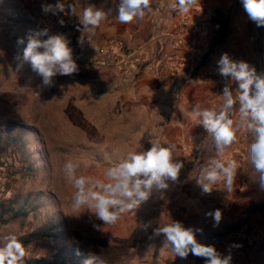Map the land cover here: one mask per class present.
<instances>
[{"label":"rangeland","instance_id":"rangeland-1","mask_svg":"<svg viewBox=\"0 0 264 264\" xmlns=\"http://www.w3.org/2000/svg\"><path fill=\"white\" fill-rule=\"evenodd\" d=\"M57 2L0 0V133L2 138L21 133L37 137L24 152L14 147L0 151V204L17 200L27 212L14 220L0 208V240L9 233L20 239L61 219L63 225L25 246L23 262L77 250L84 260L95 253L107 264H205L192 254L186 259L174 256L164 246L163 236L152 238L158 220H176L198 229L200 243L230 254L231 264H264V231L253 219L261 207L245 206L233 186L229 191L218 183L204 193L197 185L195 177L208 161L203 159V140L184 143L171 122L172 111L168 106L159 109L157 94L138 82L144 73L152 79L159 71L125 77L120 68L123 55L137 47L127 45L120 35L105 36V23L99 30L83 32L67 9L58 14L42 11V5ZM75 2L78 10L85 7L82 0ZM104 3L88 0L86 7ZM43 28L66 36L78 65L76 73L55 77V85L47 89L37 87L41 80L30 63L17 71L16 59L27 43L18 41L29 30ZM117 43L124 45V51ZM167 98L161 95L160 101ZM157 139L175 145L174 159L184 164L176 182L169 181L165 191L154 190L139 208L114 224L104 225L88 210L73 214L74 189L63 173L67 161L78 163V175L104 179L107 167L129 151L148 150L150 140ZM217 209L221 220L215 225L207 213ZM149 222L152 226L145 228Z\"/></svg>","mask_w":264,"mask_h":264},{"label":"clouds","instance_id":"clouds-1","mask_svg":"<svg viewBox=\"0 0 264 264\" xmlns=\"http://www.w3.org/2000/svg\"><path fill=\"white\" fill-rule=\"evenodd\" d=\"M199 0H175L173 10L181 14L189 12ZM244 12L257 26H264V0H240ZM79 20L80 30L94 31L112 17L119 23H131L143 19L152 11L151 0H117L115 9L104 5L89 4L78 10L76 2L66 4L58 0L55 5H42L47 14L65 13ZM63 24V20L60 21ZM22 57H17V71L24 63L31 68L41 83V89L55 85L57 76L72 75L78 71L73 58L70 41L63 34H50L48 28L29 30L18 43L24 44ZM217 72L224 78L222 103L219 108H202L195 105L191 109L192 119L202 126L209 141V151L214 155L199 169L195 177L197 185L204 193H210L214 185L223 183L227 190L234 184L238 163L224 160L226 150L237 142V135L243 129L250 137L246 148L247 163L252 169L253 183L264 190V72L243 60H234L223 53L217 61ZM235 84V90L232 85ZM38 94V93H37ZM146 151H129L121 159L107 167L104 179H93L78 175V163L69 160L63 165V173L74 189L70 207L74 215L88 210L104 225L116 223L126 213L136 210L146 202L153 191H165L169 181L176 182L184 164L174 159L175 145L162 144L160 140H150ZM199 149V145L197 146ZM83 210V211H82ZM218 225L221 220L219 209L207 213ZM214 225V226H215ZM152 222L144 225L151 227ZM198 229L185 227L180 221L168 223L157 221L152 238L163 236L164 246L174 256L186 259L189 254L204 259L205 264H231V255H222L212 245L200 243L196 238ZM79 255V252H77ZM27 251L14 233L0 240V264H22ZM83 264H107L95 253H89Z\"/></svg>","mask_w":264,"mask_h":264},{"label":"crops","instance_id":"crops-1","mask_svg":"<svg viewBox=\"0 0 264 264\" xmlns=\"http://www.w3.org/2000/svg\"><path fill=\"white\" fill-rule=\"evenodd\" d=\"M82 1L83 4H88V0ZM116 2L117 0H107V6L115 8ZM156 2L157 0H151L152 11L143 19L119 23L114 19L113 11L112 17L102 22L97 29H101V25L105 23L102 29L105 36L120 35L129 46L149 47L151 57L159 62V72L152 79L144 73L138 82L143 81L146 89L157 94L159 109L168 106L172 111L171 122L180 130L179 135L181 139L183 136L184 143L198 144L203 140V159L208 160L214 153L208 150L207 134L192 119L191 109L197 104L202 108H219L221 105L222 98L219 95L222 94L225 80L217 82L211 71L217 68V61L223 53L235 55L239 60L254 66L258 72H264V26H257L248 18L240 0H199L187 13L196 17L197 10L204 8L215 21L222 24L223 29L217 36L205 38L196 50L184 48L178 53L180 60L177 63L171 59L175 51H171L166 43L167 36L176 32L174 22L167 13L163 18L162 29L158 31L154 27L153 11ZM79 27L81 28L80 25ZM118 27L120 30H115ZM164 53L170 58L164 59ZM149 80L152 82L145 83ZM235 87L233 84V90ZM161 95H166L167 101H160ZM249 141V135L242 129L237 135V142L226 150L222 159L237 161L238 170L233 189L245 206L261 207L253 219L255 225L264 231V190H260L251 178L253 172L246 158Z\"/></svg>","mask_w":264,"mask_h":264},{"label":"built area","instance_id":"built-area-1","mask_svg":"<svg viewBox=\"0 0 264 264\" xmlns=\"http://www.w3.org/2000/svg\"><path fill=\"white\" fill-rule=\"evenodd\" d=\"M175 0H157L154 7V27L160 31L163 25V18L165 14H170L174 22L176 32L167 36V47L171 51H175L171 55V59L178 63L180 60L178 53L184 48L189 47L191 50H196L205 38H212L217 36L223 26L220 22L215 21L209 12L204 8L197 10L196 17L190 16L188 13L181 14L177 10H173L171 5ZM117 47L124 51V45L117 43ZM164 59L170 58L169 55L164 53ZM234 60H239L235 55H230ZM174 62V63H175ZM122 74L125 77H136L147 70L151 74L159 71V62L151 57L149 47H137L128 49L123 55V61L120 65ZM211 75L217 82L224 81L217 68L211 71Z\"/></svg>","mask_w":264,"mask_h":264},{"label":"trees","instance_id":"trees-1","mask_svg":"<svg viewBox=\"0 0 264 264\" xmlns=\"http://www.w3.org/2000/svg\"><path fill=\"white\" fill-rule=\"evenodd\" d=\"M36 140L37 137L35 134L28 135L26 133H21L15 137L6 136L5 138H2L0 133V151L5 150L7 147H14L13 149L24 152L28 146V143H35ZM6 204L7 205L3 203L0 204V208L4 213L10 214V217H12L14 220L24 216L27 213L24 209L25 205H21L17 200L15 201L11 199L7 201ZM63 224V220L55 219L52 224L49 223L45 228L27 234L21 237L19 240L24 246H26L34 240L43 239L50 230L60 227ZM77 252H79V255ZM83 260L84 255L80 251L72 250L71 252L65 254L63 250H60L57 255L53 256L52 259L33 258L23 262L22 264H82Z\"/></svg>","mask_w":264,"mask_h":264}]
</instances>
